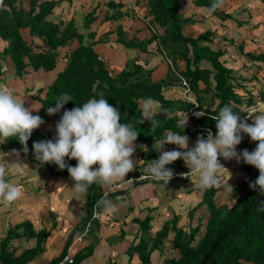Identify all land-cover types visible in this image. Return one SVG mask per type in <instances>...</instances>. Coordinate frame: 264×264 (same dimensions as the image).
I'll use <instances>...</instances> for the list:
<instances>
[{
	"label": "trees",
	"instance_id": "1",
	"mask_svg": "<svg viewBox=\"0 0 264 264\" xmlns=\"http://www.w3.org/2000/svg\"><path fill=\"white\" fill-rule=\"evenodd\" d=\"M64 1L72 0H29L28 8L24 7L23 0H3L4 7L0 8V37L7 45L0 49V81H4L2 77L8 67L5 62L13 65L16 76L21 79L31 72L51 73L62 62V68L55 78L46 87L39 88L35 94L34 98L42 105L37 115L43 120L49 119L51 115H48L47 108L55 107L57 98L65 93L73 100L66 103L60 111L81 106L90 99H107L109 104L120 111V123L131 124L139 133L134 147L142 164L136 165L135 171L128 173V177L138 178L146 174V178L135 181L133 187L145 183H164L162 180L150 178L145 168L159 157V153L152 147L153 144L160 143L167 134L187 135L191 142L190 147H193V142L198 136L206 139L207 129H211L213 135L216 134V121L212 117L217 116L225 105H230L233 111L238 112L244 119L248 106L259 100L264 101V92L258 99L250 94L246 101L237 92L236 88L241 84L237 81L234 68L228 67L222 58L226 50L213 47L216 37L214 30L207 29L197 36L184 33L185 26L194 24L197 20L193 15L186 16L182 12L181 0H147L146 17L152 27V36L149 38L129 37V31L121 23L114 31L116 41L126 48L147 52L149 46L156 43L157 51L164 55V62L167 63L166 74L164 77L159 76L160 78L154 76L157 66L146 68L137 57L129 58L117 73L110 70L107 59L96 50V45L109 43L113 30L100 34L91 29L98 18L97 7L84 17L87 33L78 30L74 18L67 23L49 19L54 9ZM226 1L223 0L220 7L212 10L215 0H193L197 7L207 9L213 17L216 16L222 21L234 19L239 25L243 24V20L223 8ZM261 1L264 4V0ZM125 6L122 0H108V10L102 21H118L129 16L130 12L124 9ZM239 49L241 54L253 62L264 63V52L246 51L243 44L239 45ZM204 61L210 62L211 67L203 66ZM181 77L188 81V96L191 95L192 99L185 96H166L167 90L176 86L183 87ZM149 98L159 105L154 115L155 127H152L150 121L144 120L142 114L141 103ZM243 103H247L245 107ZM200 111L205 114L200 117L194 115ZM186 113L188 123L182 130L177 127V122ZM58 115L59 112L53 116ZM247 122L253 123L251 119ZM52 127L54 129L51 132L44 133L36 129L32 133L27 154L15 138L0 143V152L15 149L53 176L74 183L67 168L60 170L55 164H43L35 159L33 142L54 139L55 125ZM242 135L243 139L237 147L253 151L257 142L251 141L247 134ZM168 145L171 144H165L164 150ZM179 160L177 167L174 164L167 167L189 171L183 159ZM66 162L71 166L77 163L75 159ZM239 163L247 168L248 176L234 187L232 205L218 204L216 196L220 187H212L204 190L202 200L190 209L191 220L202 206H207L209 210L205 230L198 240L201 221L186 229L179 224L181 216L175 213L152 236L150 230L154 219L151 215L153 209L150 208L143 218L134 217L133 221L139 225L141 234L139 241L131 244L127 250L129 264L135 254H138L140 264H152V254L163 249L171 233L172 247L179 250V256L168 258L161 264H264V194L260 193L258 185L255 188L249 186L258 178L259 171L242 160ZM118 194L113 192L109 196L114 198ZM105 196L106 186L99 183H94L87 189L86 210L82 215L81 224L71 230L60 255L48 264H59L68 254L74 238L83 233L88 224V236L92 239L74 255V263L80 264L94 254L100 242L98 232L101 228V221L94 218V213L105 212L104 207L98 203L102 198H106ZM51 230L52 228L47 227L36 229L30 218L11 224L0 240V264H29L36 260L46 251V242ZM125 236V230L121 229L118 236L108 237L107 241L110 244L118 243L124 240ZM22 239H35V245L20 250V246L15 245L14 241ZM106 264H118V261L112 256Z\"/></svg>",
	"mask_w": 264,
	"mask_h": 264
},
{
	"label": "rangeland",
	"instance_id": "2",
	"mask_svg": "<svg viewBox=\"0 0 264 264\" xmlns=\"http://www.w3.org/2000/svg\"><path fill=\"white\" fill-rule=\"evenodd\" d=\"M23 1L24 7L28 8L29 0ZM107 1L108 0H72L71 2L64 1L55 8V11L53 13L54 15H52V17L57 21L61 20L65 23H67L71 18H74L78 30L80 32L87 33L88 30L86 29V27H84V17L94 7H97L98 18L92 24L91 29L100 31V34L106 33L108 32V30H113L111 37H109V43H100L96 47V50L100 52L103 57H105L106 59L108 58L107 64L110 70L118 71L122 67V64H124L129 58L137 57L138 60L145 65H160L161 69H159V72L154 75L155 78H159V76L165 73L167 63L164 62V55L157 51L156 43L151 44L149 46V50L147 52H142V54L139 56L136 52L138 50L126 48L116 41L117 36L116 32H114L116 26L121 23L124 24V27L126 29L129 26L128 23H131L132 17L130 16L137 17L136 15L138 14V16L142 18L144 12L142 13L141 9H138V11H134V14H130L129 18L125 17L120 19L119 21L104 22L102 20L105 16V10H108ZM122 1L126 4L124 9L126 8L127 10H130L129 5L131 7H134L133 0ZM181 3L183 13L186 16L193 15V17L197 20V22L194 24L186 25L184 28V33L189 36H197L207 29H212L214 31L217 29L216 37H219L217 42L222 48L226 50V56L224 60L226 61L227 66L228 64L236 66L237 81L241 84L236 88V90L238 89L237 92L245 98V101L247 100V98H249L250 94L256 96V98L258 99L260 97V94L264 92V63L253 62L252 60L245 57L243 54H241L239 45L243 44L246 51H253L257 53L264 52L263 2L261 0H255L254 2L250 0H227L226 3H224L223 8L227 9L244 22L243 24L239 25L236 21H234V19H232L230 20L229 24L222 27L219 25V23H217V21L208 19V14L206 13L205 9L197 7L194 4L193 0H181ZM143 16L144 19H146V16ZM216 18L222 21L220 18ZM145 23L147 24V19L145 20ZM147 26L149 27L148 24ZM142 27H138V25L134 23L133 27H129L131 29V31L129 32V37L144 39L151 36L152 31L150 27V32L145 27V32L141 33L140 30H142ZM6 45L7 42L0 37V49L2 50ZM5 65L8 67L5 68V73L2 77V80L4 81H0V85H4L5 87L11 89L17 96V98L24 102L25 107L33 109V115H37V110L40 109L41 102L34 98L35 94L38 93L39 88L46 87L50 83V80L53 78L55 72L61 69L62 62L59 64V67L52 73L31 72L22 79L16 76L14 67L11 63L5 62ZM203 66L211 67V63L208 61H204ZM184 91L185 90L181 88V90L177 91V94L183 97ZM143 103L144 102H142L141 105H143ZM243 104H245L243 105L245 107L247 103ZM255 104L256 103L252 105ZM261 107L262 109H264V104H262ZM63 111L64 110L60 111L58 116L51 115L49 119L44 120L45 123L42 124L38 129L44 133H47L46 131L48 130H50L48 132H51L54 127L50 126L56 125L60 117L63 115ZM172 146V148L166 147L165 150L176 149L183 151V149H179L174 144H172ZM190 146L191 142H189V147ZM242 151V148L237 147L238 153ZM66 160L68 161L67 158ZM179 161V159L175 161V166L179 164ZM220 162L225 167V169H223L221 174V186L219 191L217 192L216 201L218 204L232 205L234 202V200L232 199L233 189L238 183L247 178L248 170L235 159L225 160L222 157L220 158ZM0 163L5 164V166L9 170V175L7 177L9 182L19 186L24 193L21 199L15 201L11 205H5L4 203L0 202V240L5 236L11 224H15L27 218L32 219L37 228H41L43 226L48 228L50 227L52 228V230L55 229L57 224L59 223L56 218L60 216L58 211L60 209V201L64 200L66 194L60 192V194L56 196L53 195V193H51V195L48 194V192L51 191V188H56L57 191L61 189V186L55 187V185H53V175L42 166L29 161L24 156L20 154L19 156H17L13 152V150L10 149L0 152ZM254 170L255 168H253V171ZM189 177L192 178V180L189 179L192 182L191 184L187 183L188 181H185L184 179H177L178 181L185 184H182V186H178V184L175 182H168L167 184L169 186L167 187H162V189L157 187V189H150L146 191V196H153L154 193H157L159 194L160 200L161 197L163 198L162 202L166 201V204L162 206L161 209L159 208L157 212H155L156 215L154 221L152 222V231L154 233L159 228H161L162 224L169 218H171L174 213H177L181 216L179 224L186 227V229H188L191 224L195 226L201 221L202 227L201 231L198 234L197 240L203 234L205 230V223L209 216V210L207 206H202L196 211L192 220L189 217L190 209L202 200L204 193V190L200 189L198 184L199 177L193 174H190ZM62 180L68 183L70 182L72 185H74V183L69 180H65L63 178ZM228 184L231 185L232 188L229 187ZM72 190L74 191L73 188ZM67 192H69V190ZM85 193L76 191L74 192V200L68 198L69 202H73L74 206L71 205V211L76 212L75 217H78L79 215H77V213L80 214V212L85 208ZM170 195H172V200ZM63 202L66 203L65 200ZM146 204L147 203L141 204L140 213L142 215H144L143 212H146L147 210L145 207ZM51 215L52 217H50ZM76 220H78V218ZM76 220L71 221V224L75 223ZM111 228V226L105 228L103 235L105 236L108 232L110 233ZM67 232L68 230L66 231V233ZM100 232L101 231L98 232V236L100 235ZM172 236L173 233H171L166 239L163 249L158 250L157 253H155V255L153 256L152 260L155 264L160 263V261L163 262L168 258L178 256L179 251L173 250L170 244V239L172 238ZM63 238L64 236L62 237V239ZM86 238L90 241L92 239L91 236H88ZM14 244L20 246L22 250L29 245L34 246L35 239L15 240ZM107 253L108 255L106 256L108 257V259L105 261V264L110 258L109 251H107ZM93 255L95 256L96 253ZM93 255L87 260L85 259L86 261L82 264H96L97 262L93 260ZM44 259H46L45 254L39 256L33 263L37 264L40 260L42 261ZM121 262L122 259H120V264H122Z\"/></svg>",
	"mask_w": 264,
	"mask_h": 264
},
{
	"label": "clouds",
	"instance_id": "3",
	"mask_svg": "<svg viewBox=\"0 0 264 264\" xmlns=\"http://www.w3.org/2000/svg\"><path fill=\"white\" fill-rule=\"evenodd\" d=\"M222 2L223 0H215L212 10L220 7ZM3 7V0H0V8ZM71 100V96L63 94L55 101V107L47 108L48 115L60 112ZM158 108L159 105L154 104L151 98L142 105L144 120L150 121L152 127L156 126L154 115ZM204 114L203 111L194 113L197 117ZM246 114L242 119L230 105H225L217 116L212 117L216 121V134L209 132L206 139L198 136L194 147H189L187 135L167 134L160 143L153 144L152 147L159 153V157L152 160L145 171L150 174V178L167 184L174 175L173 170L167 166L183 159L190 169L188 173L199 177L200 189L207 190L221 186V174L225 167L221 164L220 157L225 160L235 159L237 162L242 160L258 169V178L249 186L255 188L258 185L260 193L264 194V110L254 108ZM248 119L253 123L249 124ZM120 120L121 113L118 108L109 104L105 98L90 99L81 106L65 109L55 125L54 139L33 142L35 159L43 164H55L60 170L67 168L77 192L85 193L94 183L118 187L119 184L116 183L125 181L126 175L136 169V161L132 157L139 134L131 124L120 123ZM44 123L43 118L33 115V109L25 107L24 102L11 89L0 85V143L15 138L27 154L32 133ZM187 123L186 113L178 120L177 127L184 130ZM242 134H247L251 141L257 142L253 151L244 149L237 152V146L243 139ZM165 144L177 145L183 151L164 150ZM13 152L19 156L17 150L13 149ZM66 158L75 159L76 165H69ZM8 175V168L0 163V202L5 205H11L24 195L19 186L9 182ZM181 175L186 176L185 173ZM132 178L137 181L144 177ZM228 186L231 187L229 184ZM98 203L105 211L116 210L115 205L106 198ZM95 213L94 218H98ZM88 234L89 230L86 235Z\"/></svg>",
	"mask_w": 264,
	"mask_h": 264
},
{
	"label": "crops",
	"instance_id": "4",
	"mask_svg": "<svg viewBox=\"0 0 264 264\" xmlns=\"http://www.w3.org/2000/svg\"><path fill=\"white\" fill-rule=\"evenodd\" d=\"M250 1H253L254 2L255 0H250ZM133 2H134V7L132 6L133 8L132 7L129 8L130 9L129 10L130 14H134V11L136 12V10L138 11V9H141L142 13L144 12L143 15L146 16V12H147V9H146L147 8L146 7L147 0H133ZM247 2H249V1H247ZM200 8L201 9H205L203 7H200ZM54 11H55V9H54ZM205 11L208 14V19H211L212 21H217V23H219V25L221 27L224 26V25L229 24L230 20H232V19H227L225 21H220L217 18H214L212 15H210V12L207 9H205ZM106 12H107V10H105V14H106ZM228 12H230V11H228ZM53 13H52V15H54ZM52 15L49 16V19L53 20L54 22L61 21V20H58L57 21V20L53 19ZM143 15H142V18H140V16H138V14L136 15L137 17L130 16V17H132V19L130 18L131 19V23H128L129 26H128V28H126V30L130 32L131 29L129 27H133L134 23H136L138 25V27L144 26V27H142V30H140L141 33H144L145 32V30H146L145 27L150 32L149 27H150V29L152 27L150 26L149 18L146 17L147 24L149 25V27H148L147 24L145 23V20L146 19H144V16ZM126 18H129V16H126ZM216 31H217V29L215 30V32ZM98 32L101 33L100 31H98ZM129 36H130V34H129ZM151 36H152V34H151ZM151 36H149V37H151ZM218 39H219L218 36L215 37V41L213 43V47L215 49L222 48L218 44V42H217ZM97 46L98 45H96V47ZM222 49H224V48H222ZM136 52H137V55H139V56L142 54V52L141 51L139 52V50L136 51ZM225 56H226V54L223 56V60L225 59ZM107 61H108V58H107ZM142 64H144V63H142ZM124 65H125V63L122 64V67L118 71L117 70H114V72L115 73L119 72L124 67ZM144 66L146 68H152V67L157 66L158 69H157L156 73H158L159 72V69H161V66L160 65L148 66V65H145L144 64ZM228 67L234 68V70H235V73L234 74L236 76V66H233L232 64H228ZM58 71H56L55 74ZM40 73H42V72H40ZM156 73H154V74H156ZM55 74H54V76H55ZM159 74H161V73H159ZM165 74H166V70H165V73L163 75H161L160 77H164ZM54 76H53V78H54ZM53 78L50 80V82L53 80ZM181 88H183V87L176 86L174 88H171V89L167 90L165 92V94L168 97H173V98L174 97H178L180 95L177 94V91L178 90H181ZM237 91H238V89H237ZM153 103L156 104V102H153ZM41 107H42V105H41ZM41 107H40V109L37 110V112H39L41 110ZM52 126H50V127H52ZM48 131H50V130H48ZM48 131H46V132H48ZM175 146H177V145H175ZM170 147L171 148L173 147L172 144L167 146V148H170ZM132 158L136 161V165L142 164V160L140 159V157H139V155L137 153L134 152ZM172 164L175 165L176 162L175 163L173 162ZM149 166L150 165H148L145 169H147ZM176 167L171 168L174 173L176 171H179L180 170V169H177ZM189 171H190V169H189ZM189 171L187 170L186 172H189ZM189 175L187 176L188 178L187 177H185V178H182V177H177V178L176 177H173L169 182L170 183L171 182L172 183L175 182V183L178 184V186H182V184L184 185L185 183L180 182L177 179H184L185 181H188L187 183L191 184L192 182L190 180H192V178L189 177ZM141 176H146V174H142ZM52 177H53L52 178L53 185H55V187H60L61 186V189L57 191L56 188H51V191L48 192V194L51 195V193H53V195L56 196V195H58L60 193H65L66 195L64 197V200L66 201V203L63 202L64 200L63 201H60V209L58 210L60 216L58 218H56V220H58L59 223L57 224V226H56L55 229L51 230L50 236L47 239V242H46V251L44 252V254L46 255V259H44L42 261L40 260L37 264H48L54 257H57L58 255H60V253L63 250V246H64V243H65V240L67 239L69 233L71 232V230H73L74 228L78 227L81 224L82 215H83V213L86 210V205H85L86 200H85V202H84V207L85 208L83 209V211L80 212V214L77 213V215H79L78 217H75L76 216V212L71 211V208H72L71 205H73V202H69V199H68V198H70L71 200H74V198H75L74 192H76V190L73 187L74 185H72L70 182L68 183L66 181H63L61 178H59L57 176H52ZM145 178L146 177H144L142 179H145ZM129 179L130 180L131 179H134V181H135V178L128 177V174H127L126 177H125V181H118V183H116V184H119L118 187H115L114 188L113 185L112 186H106V196L105 197H106V199H108L109 201H111L112 204L115 205L116 210L115 211L100 212L99 213L100 214L99 217L96 218V219H99L101 221V228H100V231L101 232H100V235H99L100 236V242L96 246L95 251H94V254L96 253V255L95 256L93 255L94 256L93 260L97 262L96 264H105V261L108 259V257L106 256V255H108L107 251H109V253H110V256H109L110 258L112 256H114L117 259L118 264H120V259H122V262H121L122 264H129V255L127 254V250H128V248H129V246L131 244H134V243H136V242L139 241V236L141 234L140 229H139V225L133 221V218L134 217H142V218L145 217L148 214L147 211L149 212V209L150 208H152V209L154 208L153 209L154 211L151 212V215L153 216V218H155V215H156L155 212H157L159 210V208L161 209L162 206H164L166 204V201L165 202H162V199H163L162 197H161V200H160L159 194L154 193L153 196H150V195L149 196H146V191H148L150 189H157V187H159L160 189H162V187L169 186L168 184H165V182L164 183L157 182L155 184H153V183H145V184H141V185H139L137 187H133L132 184H133L134 181H130ZM72 188L74 189V191L72 190ZM68 190H69V192H67ZM113 192H117L119 194L117 196H115L114 198H112L109 195L111 193H113ZM170 197H171V200H172V195H170ZM53 203H54V199H53ZM142 203H147L145 205V207H146L147 210H146V212H143L144 215H142L140 213L141 212V204ZM50 217H52V215ZM77 218H78V220H76ZM171 218H169V219H171ZM73 220H76V222L73 223V224H71V221H73ZM64 221H65V224H64ZM153 221H154V219H153ZM162 221H163V219H162ZM109 226L112 227L111 228V232L110 233L108 232L104 236L103 235L104 234V229L105 228H108ZM41 228H43V226ZM41 228H37L36 227V229H41ZM121 229L125 230V232H126V236H125L124 240H122L121 242H118V243L110 244L107 241L108 237H110V236H118L120 234V230ZM67 230H68V232L66 233ZM84 232L81 233L80 235H77L74 238V240H73V242H72V244H71V246L69 248V252H70V254L72 256H74L79 250H81L84 246H86L90 242V240H88L86 238V237H88V235L84 234ZM156 232L154 233L152 231V228H151L150 233H151L152 236H154L156 234ZM63 236H64V238L62 239ZM172 239H173V236L170 239V244H171ZM171 247H172V244H171ZM173 250L179 251V250L174 249V248H173ZM157 251L158 250H156L152 254V258L155 255V253H157ZM178 256H179V253H178ZM86 260L82 261L80 264H82ZM34 261L30 262L29 264H32ZM138 262L140 264L139 256H138V254H135L133 256V258H132L131 264H138ZM152 263L155 264L154 262H152ZM161 263H162V261H160V263H158V264H161ZM33 264H35V263H33ZM59 264H69V263L66 262V261H64V259H63ZM85 264H88V263H85Z\"/></svg>",
	"mask_w": 264,
	"mask_h": 264
},
{
	"label": "built area",
	"instance_id": "5",
	"mask_svg": "<svg viewBox=\"0 0 264 264\" xmlns=\"http://www.w3.org/2000/svg\"><path fill=\"white\" fill-rule=\"evenodd\" d=\"M129 8H131V6L129 5ZM181 79H182V86H183V88H184V96L185 97H187V98H190V99H192L190 96H188V90H189V84H188V81L184 78V77H181ZM262 104H264V101H257L256 102V104L255 105H252V106H250V107H248L247 108V110H248V112L249 111H251V110H253L254 108H259V109H262V107H261V105ZM196 113V112H195ZM199 128H201V126H199ZM209 132H211L212 134H213V132H212V130L211 129H207V136H208V133ZM207 136H206V138H207ZM197 140V139H196ZM196 140H194V142H193V147L195 146V142H196ZM182 173H185V175L186 176H183V175H181ZM189 174H191V173H188V172H183V171H176L175 173H174V175H173V177H187ZM141 177H145V176H141ZM131 180H134V179H131ZM95 217H99V213H95ZM89 226H90V224L88 225V228L86 229V232H85V234L88 232V230H89ZM64 261H66V262H68L69 264H74V259H73V256L70 254V252L67 254V256L64 258Z\"/></svg>",
	"mask_w": 264,
	"mask_h": 264
}]
</instances>
